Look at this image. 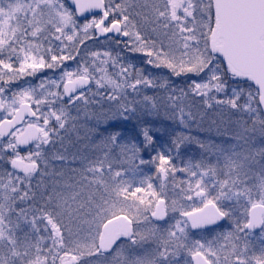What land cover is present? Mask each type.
<instances>
[{
  "label": "snow or ice",
  "instance_id": "6c2138e0",
  "mask_svg": "<svg viewBox=\"0 0 264 264\" xmlns=\"http://www.w3.org/2000/svg\"><path fill=\"white\" fill-rule=\"evenodd\" d=\"M0 264H264V0H0Z\"/></svg>",
  "mask_w": 264,
  "mask_h": 264
}]
</instances>
